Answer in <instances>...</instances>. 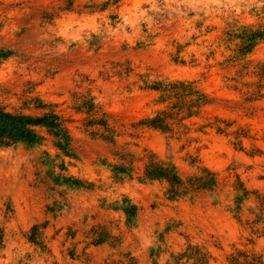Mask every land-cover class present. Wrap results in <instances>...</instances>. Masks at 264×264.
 I'll return each mask as SVG.
<instances>
[{
    "label": "rangeland",
    "instance_id": "obj_1",
    "mask_svg": "<svg viewBox=\"0 0 264 264\" xmlns=\"http://www.w3.org/2000/svg\"><path fill=\"white\" fill-rule=\"evenodd\" d=\"M0 264H264V0H0Z\"/></svg>",
    "mask_w": 264,
    "mask_h": 264
},
{
    "label": "trees",
    "instance_id": "obj_2",
    "mask_svg": "<svg viewBox=\"0 0 264 264\" xmlns=\"http://www.w3.org/2000/svg\"><path fill=\"white\" fill-rule=\"evenodd\" d=\"M40 119H35L34 122H39Z\"/></svg>",
    "mask_w": 264,
    "mask_h": 264
}]
</instances>
